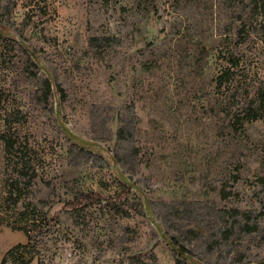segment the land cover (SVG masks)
I'll use <instances>...</instances> for the list:
<instances>
[{"label": "rangeland", "instance_id": "1", "mask_svg": "<svg viewBox=\"0 0 264 264\" xmlns=\"http://www.w3.org/2000/svg\"><path fill=\"white\" fill-rule=\"evenodd\" d=\"M28 207V264H264V0H0V264Z\"/></svg>", "mask_w": 264, "mask_h": 264}, {"label": "trees", "instance_id": "2", "mask_svg": "<svg viewBox=\"0 0 264 264\" xmlns=\"http://www.w3.org/2000/svg\"><path fill=\"white\" fill-rule=\"evenodd\" d=\"M229 72H230V68H226V67L221 72H219V74L215 78L218 86L222 83L223 78L226 77L229 74ZM42 85H43V93L45 95L52 94L54 90L61 97L65 93V88L62 86V84L54 79H51L49 76H47L43 80ZM261 107H263V105ZM248 117L249 119H254L257 116L251 115ZM2 137L3 139H5L7 147L9 148L11 145L10 141L8 140V138L5 136L4 133L2 134ZM118 185L120 187V191L117 194V196L119 197L127 196L128 197L132 190V186L123 180H119ZM97 198H103V195L101 193L93 192V191L82 192L80 196L78 197L77 201L74 202V204L75 205L87 204L91 200L97 199ZM54 219H55L54 217H49L47 219H44L43 217L40 216V212L36 208H31L30 210V207H28L26 210H24V212L21 214L19 224H15L13 227L24 230L28 236V241L26 243L20 242L14 245L13 247H11L7 251L3 261H6L9 258H13V260H15L17 264L30 263V261L34 259V254L32 253V251L33 249H35V246L32 244L33 231L40 230L47 225H52V222ZM172 238L178 243V240L176 237L173 236ZM182 248L186 250L184 246H182Z\"/></svg>", "mask_w": 264, "mask_h": 264}, {"label": "water", "instance_id": "3", "mask_svg": "<svg viewBox=\"0 0 264 264\" xmlns=\"http://www.w3.org/2000/svg\"><path fill=\"white\" fill-rule=\"evenodd\" d=\"M71 135L73 137H77L74 133H71ZM133 184V183H132ZM145 196V200H146V205H147V211H148V214H149V217L151 218L152 222L155 223L157 229L160 231V234L162 236V238L166 239L167 242L172 245L179 253L183 254V255H186V250L184 248H182L180 245H178V243L170 238L167 233L162 229L161 225L159 224V222H157V220H155V218L153 217L150 209H149V199L147 197V195L145 194V192L143 190H141Z\"/></svg>", "mask_w": 264, "mask_h": 264}]
</instances>
